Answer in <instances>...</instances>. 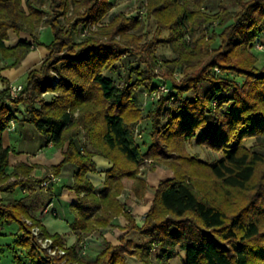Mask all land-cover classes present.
<instances>
[{
  "label": "trees",
  "instance_id": "16d2710c",
  "mask_svg": "<svg viewBox=\"0 0 264 264\" xmlns=\"http://www.w3.org/2000/svg\"><path fill=\"white\" fill-rule=\"evenodd\" d=\"M147 1V16L156 20L158 30L165 27L170 31L169 41L177 52V58L165 60L169 66L159 75L171 78L175 67L186 69L181 71L180 82L165 83L178 91L170 96L172 104L167 109L161 98L151 111V142L143 149L133 138V126L140 119L134 92L131 88L120 91L102 74V69L122 52L136 46L142 54L150 45H138V38L128 33L138 29V20L114 14L99 37L87 36L76 43L77 30L99 20L110 9L111 0H0V60L11 56L18 65L32 45L47 49L39 68L27 73L14 97L9 94V81L1 74L0 65L4 84L0 89V191L19 187L27 192L31 205L35 203L41 210L49 203L50 195L44 196L40 186L46 177L31 179V166L18 163L10 174L4 173L10 148L3 145L2 132L14 118L13 108L26 103L24 120L47 142L57 147L66 142L63 158L50 168L51 173L57 174L66 162L78 167L71 187L78 196L72 205L75 217L70 225L76 242L66 249L69 259L82 262L75 251L82 237L112 225L113 219L123 214L127 223L120 227L118 242L106 244L91 264H125L126 255L140 256L144 264H169L177 247L184 251L181 264H264V185L255 192L257 202L252 197L228 214L195 188L190 174L173 167L174 175L155 186L142 225L134 222L126 203L118 197L124 178L132 179L133 190L142 195L146 182L138 177L137 169L145 158L166 159L170 150L176 149L170 146L178 150L193 138L221 153L214 160L202 161L214 179L224 187L248 191L258 163L264 161V152L242 145L245 137L264 136V64L258 66L249 50L264 33V0H232L238 6L232 15L223 7L210 15L201 9L205 0ZM213 20L221 29L209 37L205 25ZM40 25L50 28L52 38L47 44L37 35ZM196 29L200 30L197 34ZM9 31L16 35L24 32L31 40L19 38L14 45H6ZM115 35L119 39L115 40ZM213 35L219 40L216 47H210ZM144 59H148V70H137L138 82L154 88L161 84L158 80L162 81L155 70L160 63L152 55ZM227 73L243 79L239 83ZM46 91L55 92L49 101L39 98ZM188 92L190 97L185 95ZM81 133L86 137L82 150L76 144ZM94 155L111 162L99 193L86 176L96 170ZM251 207L255 209L251 211ZM9 223H16L22 232L14 246L23 249L24 257L15 254V264H60L59 258L40 251L31 226L37 225L42 234L46 233L30 216L23 198L6 203L0 200V227ZM134 230L146 238L143 243L136 244L128 237ZM52 238L61 246L57 234ZM152 248L157 255L150 263Z\"/></svg>",
  "mask_w": 264,
  "mask_h": 264
},
{
  "label": "rangeland",
  "instance_id": "374dc122",
  "mask_svg": "<svg viewBox=\"0 0 264 264\" xmlns=\"http://www.w3.org/2000/svg\"><path fill=\"white\" fill-rule=\"evenodd\" d=\"M147 2H148L147 0H112V5L110 9L99 20H97L93 24H88L84 28H81L79 31L77 30V33L75 34L76 43H81L86 39L87 36L88 37L93 36L96 38L99 37L100 30L106 27L110 23L111 16L114 14L121 13L126 18L134 17L135 19L138 20L139 23L138 29L129 30L128 33L134 34L138 38L137 39L138 45H147L148 42H150L149 43L150 45L147 46V48L144 51L142 50V54L138 52L136 46L135 47L132 46L131 50L122 52L121 55H119L116 60H114L111 64H109L108 66L102 69V74L111 78L120 91L126 88H131L132 91L134 92L136 104L140 111V119L133 126V138L135 142H137L143 149H145L146 146L151 142V136H150L152 131V119L150 117L151 111L154 110L155 106L157 105L158 101L161 98L164 99L163 100L164 109H167L166 107L169 104H172V102L170 103L169 101L170 96L171 97H174V95L176 96V94L174 93H177L178 91L174 85L169 84L168 91L164 92L163 90H161L160 85L165 84L166 82L170 83V80L174 81L175 83L180 82L183 75L181 71L183 69L184 70L186 69V66L185 68L184 66L180 68L175 67L170 73L171 78H166L165 76L159 75L161 71H166V66L167 67L169 66L165 60H173L177 58V52H175L174 48L172 47L169 41L170 31L165 27H162L160 30H158L156 20L153 17L147 16ZM221 7L225 8V10L231 15L238 9V6L232 0H205L201 9L211 15L221 10ZM43 8L47 9V6L44 5ZM59 20L61 23H64L63 17H60ZM216 23H217L216 20H213L211 23H207V25H205L206 32L209 37L212 36L213 31L218 32L221 29L220 27L215 26ZM199 31H200L199 29H196L195 30L196 34L199 33ZM37 35L39 39L41 41H44L46 44L52 38L50 28L46 25H40L37 28ZM263 35L264 33L261 34L256 40H254L252 44L249 46V50L252 53H254L255 56L257 52H259L262 55V59H264V41H263L264 38H262ZM185 38L188 40L187 36H185ZM114 39L115 40L119 39V35H115ZM212 39L213 40L210 42V47H216L219 41L218 37L214 38L213 35ZM151 41H155L154 44H151ZM35 46L32 48V51L34 50L35 52L29 53L28 56L20 60V63L18 65L14 64V57L7 56L1 58L2 64L0 60V65L2 66V70L4 72L3 74L12 79V80L8 79L9 85L10 84L22 85L26 78L27 73L32 69L39 68L40 64L46 57L45 52L47 51V49L44 45L41 46L45 48V51L43 50L44 48L42 49L41 47L35 49ZM258 46H262V48H259ZM151 55L157 57V62L160 63V67L155 68V70L157 74L156 77H159L162 80L161 82L158 80V83L161 84L155 86L154 88L152 84L150 86L148 84L147 86L146 83L144 82L139 83L138 74H137L138 69H142L145 71L148 70V64H147L148 59L146 61L144 58L147 57L151 58ZM258 58L256 56V59ZM40 61L41 63H39ZM256 64L258 65L257 61ZM214 69L216 73H219L218 68H214ZM234 75L235 74L227 73L228 77L235 78L240 83L243 77L238 75L234 76ZM1 85L4 88V84L2 83ZM166 93H171V94L166 96ZM54 94L55 92H51V91L42 92L39 95V98L44 101H49V99ZM185 95L190 97L191 92H188ZM21 104H23L24 106H22ZM17 106L21 107L19 111H21L23 115L26 114V110H27L26 103H20ZM11 107L13 108L14 106L12 105ZM13 110L15 111L16 109L13 108ZM81 135H84V133H81L79 136ZM85 144L80 145L81 150L83 149V145ZM242 145L247 149H251L254 147L264 152V136L262 138L245 137L242 139ZM170 148H176V149L173 150L174 152H171L172 150H170L171 154L169 155L168 158L166 159L160 158L157 161H153L151 158H145L139 164L137 169L138 170L137 175L146 182V188L141 196H138L134 191L136 197L138 198L143 197L146 191H148L153 198L154 188L159 182V180L174 175V171L172 168L178 167L177 170L190 174V180L194 183L195 188L203 196L207 197L210 200H214L216 203L222 206V208L228 214L234 212L235 210L245 205L248 202V200H250L252 197L254 201L256 202L258 201V199L255 200L256 199L255 192L257 190L258 192H260L262 190L261 189L262 186L264 185V161L258 163L256 168L255 178L250 183L251 185L249 186L248 191H241L235 188L224 187L220 181L214 179L212 175H210L206 167H204V165L202 164V161H211L218 158L221 154L219 151H215L207 147L206 145L196 143L195 138L191 140H187L183 144V147L182 148L179 147L178 150L176 146H170ZM125 179L127 178H124L122 180L124 187L120 192V194L123 191L126 192L127 190L125 189V187L130 186L131 184L132 187L134 188L135 182L132 179H128L129 182L126 181ZM130 180L132 181V183L130 182ZM150 188L153 189L151 190ZM120 194L118 195V197H121ZM123 202L126 203L128 211L130 215L133 217L134 222L138 225H142L143 216L146 213V211H144L145 202L141 203L142 207L141 205L139 206L137 204L135 198H128V200H124ZM134 207L137 209L140 208V210L138 212L133 211ZM250 209L251 211H253V209L255 208L251 207ZM120 215H122L123 217L116 218L114 221H112L114 223L112 227H106L105 230H101V229L95 230L93 231L95 233L91 232L93 233V235L90 239L88 238V240L93 242L92 238L97 239L96 240L98 242L97 245H92V244L88 246L86 245L85 248L82 249V244L86 243L85 240L80 241L76 245L78 246V248H75L76 254L82 257L83 259L82 262L75 259L73 260L69 259L68 256L66 255L67 248L63 246H58L57 244L54 243V241H53V245H56L58 248H62L65 251L64 254L50 255L45 249H43L40 246V243H38V247L40 248V251L45 255L59 258L60 264H91V262H93L95 259L94 257L96 255L97 250L106 246V244L108 243L115 244L118 242V235L119 233L122 232V230L120 228L117 229L116 226L119 225L118 223L120 222L123 224L127 223L125 216L123 214ZM25 221L28 225L31 224L30 221L27 220ZM33 226L36 225H32L31 228ZM45 236H49V235L46 234ZM49 237L53 240L51 236ZM128 237L133 239L135 243L137 241H142V239L144 238V236H141L135 230L131 231L128 234ZM9 242H10V238L0 239V264H15L13 254L10 251H7L6 248L7 243ZM150 252H151L150 263H153L157 255V250L152 248ZM129 256L136 257V259L140 262V264H144L142 258L140 256H135V255H126V261ZM183 259H184V251L177 247L176 254L169 259V264H181Z\"/></svg>",
  "mask_w": 264,
  "mask_h": 264
},
{
  "label": "crops",
  "instance_id": "0c3cea01",
  "mask_svg": "<svg viewBox=\"0 0 264 264\" xmlns=\"http://www.w3.org/2000/svg\"><path fill=\"white\" fill-rule=\"evenodd\" d=\"M28 36L29 35L24 32L16 35L14 32L9 31L8 39L5 40V44L10 46L14 45L20 37V39L30 41L31 38ZM262 38H264V35ZM34 46L35 45L31 46L26 56H28L29 53L35 52L34 50L32 51V48ZM40 47L42 49L44 48L41 45H36L35 49ZM43 50L45 51V48ZM45 53L47 54V51ZM256 56L257 58L259 57L257 59V62L258 65L261 66L264 63V59H262V55L259 52H257ZM41 61L39 63H41ZM3 73V70H1V74L4 77L12 80L11 78L5 76ZM1 84L2 83L0 81V89L3 88ZM21 105L24 106L23 104ZM20 108V106L15 107L16 110L14 111V118L12 119V128L7 127L2 132L3 145L10 148L8 155V165L6 166L4 173L10 174L16 164L24 163L28 166H31L29 176L33 180L41 179L44 177H46L45 179H48L52 176L51 178H49L47 187H42V191L44 193L43 195H50L49 203L42 210L36 208L35 203L34 206H32V200L29 196H27V192L21 190L19 187H15L13 190L0 191V200L3 203H6L14 199L23 198L24 202L29 205L30 216L39 222L44 232L51 237L52 235L57 234L60 237L59 240L61 242V246L65 248L70 247L76 242V234L71 229L70 225L75 217V212L72 205L77 203L78 196L71 187L74 181V175L77 172L78 167L74 163L66 162L61 166L57 174L51 173L50 168L58 164L63 158V152L66 147V142L61 147L55 146L52 142H47L45 137L41 135L33 127L32 124L24 120L25 114L23 115L21 111H19ZM85 140L86 139L84 135L79 136L78 140H76V144L78 145L79 149H81V144L86 143ZM92 159L95 162L96 170L94 172H88L86 176L93 185L94 191L96 193H99L104 188L105 172L110 168L111 162L99 155H94ZM13 179L14 177H10V180ZM125 180L129 182L128 179ZM130 182L132 183L131 180ZM125 189L129 192L123 191L120 194V200L124 201L128 200V198H135L139 206L142 202H145L144 211L148 210L152 200V195H150L148 191H146L143 197L138 198L135 196L132 184L125 187ZM150 189L152 190L153 188ZM139 210L140 208L137 209L134 207L133 211L138 212ZM121 217L123 216L119 215L115 217L113 221L116 218ZM25 220L30 221V219L28 218H26ZM118 224L119 225L116 226L117 229H119L120 227H124L126 223L123 224L120 222ZM113 225L114 223L112 222V225L108 227H112ZM105 228H101V230H105ZM93 233L84 235L81 241L85 240L87 246L90 244L97 245V239L92 238L93 242L88 240V238L90 239L92 237ZM21 234L22 232L19 230L16 223L4 224L0 227V239L10 238V242L7 243L6 248L7 251H10L13 254V257L15 254H17L21 258L24 257L23 249L14 246L16 237ZM143 241H145V238H143L142 241H137L136 244H141V242ZM75 248H78V246H76ZM102 248L97 250L96 255L102 250ZM126 264H140V262L136 259V257L129 256L127 258Z\"/></svg>",
  "mask_w": 264,
  "mask_h": 264
},
{
  "label": "built area",
  "instance_id": "2783aa9c",
  "mask_svg": "<svg viewBox=\"0 0 264 264\" xmlns=\"http://www.w3.org/2000/svg\"><path fill=\"white\" fill-rule=\"evenodd\" d=\"M259 48H262V46H258ZM161 90L164 92L168 91V87L165 84L160 85ZM22 88L21 84L17 85H9V94L11 97L16 96L18 91ZM162 91V92H163ZM13 120H10L8 128H12ZM52 177V176H51ZM49 177V178H51ZM49 178L44 179L41 181L40 186L43 188H46L49 183ZM51 211V210H50ZM144 217V216H143ZM31 233L34 236L37 243H40V246L45 249L50 255L54 254H64L65 251L62 248H58L56 245H53V240L49 236H45L42 234L41 229L39 226H33L31 228ZM86 246V243L82 244V249H84Z\"/></svg>",
  "mask_w": 264,
  "mask_h": 264
}]
</instances>
